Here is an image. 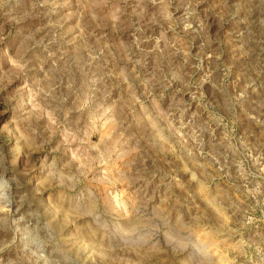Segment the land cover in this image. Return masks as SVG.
I'll return each mask as SVG.
<instances>
[{"label":"rangeland","instance_id":"1","mask_svg":"<svg viewBox=\"0 0 264 264\" xmlns=\"http://www.w3.org/2000/svg\"><path fill=\"white\" fill-rule=\"evenodd\" d=\"M0 264H264V0H0Z\"/></svg>","mask_w":264,"mask_h":264}]
</instances>
